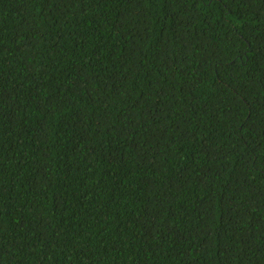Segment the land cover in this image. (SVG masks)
Returning a JSON list of instances; mask_svg holds the SVG:
<instances>
[{"label":"trees","instance_id":"16d2710c","mask_svg":"<svg viewBox=\"0 0 264 264\" xmlns=\"http://www.w3.org/2000/svg\"><path fill=\"white\" fill-rule=\"evenodd\" d=\"M0 96V264H264V0H0Z\"/></svg>","mask_w":264,"mask_h":264},{"label":"snow or ice","instance_id":"6c2138e0","mask_svg":"<svg viewBox=\"0 0 264 264\" xmlns=\"http://www.w3.org/2000/svg\"><path fill=\"white\" fill-rule=\"evenodd\" d=\"M69 0H44L45 7H49L53 13L62 12L64 7H67ZM84 85H81L83 87ZM163 94V93H161ZM6 102L3 96H0V103ZM243 223V220H241Z\"/></svg>","mask_w":264,"mask_h":264}]
</instances>
